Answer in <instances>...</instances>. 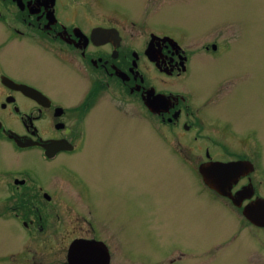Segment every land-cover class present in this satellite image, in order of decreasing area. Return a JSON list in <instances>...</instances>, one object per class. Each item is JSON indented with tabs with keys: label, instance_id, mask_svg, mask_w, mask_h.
Masks as SVG:
<instances>
[{
	"label": "rangeland",
	"instance_id": "374dc122",
	"mask_svg": "<svg viewBox=\"0 0 264 264\" xmlns=\"http://www.w3.org/2000/svg\"><path fill=\"white\" fill-rule=\"evenodd\" d=\"M55 9L83 26L116 23L136 47L144 45L150 30L157 36L164 33L159 37L169 35L190 56L187 75L168 76L148 67V76L157 87L186 89L193 104L191 127H173L148 113L140 96L113 82L99 83L97 77L108 79L107 74L92 64H68L59 55L70 48H55L54 37L43 33L46 29L33 33L37 38L17 36L12 26L22 28L18 9L0 0V10L12 24L0 20V69L36 84L53 104L67 108L94 90L95 101L81 113L85 148L58 163L77 166L84 176L89 168L91 192L112 196L108 202L121 212L119 221L132 229L134 252L153 264H168L180 251L185 257L173 264H264V229L248 226L241 206L217 196L197 170L205 144L214 152L221 142L243 147L238 135L249 132L252 146H260L264 171V0H58ZM140 56L149 65L142 50ZM11 88L0 84V101ZM20 101H27L23 107L28 109L31 102ZM9 109L2 110L9 125L21 126ZM43 126L45 134L56 133ZM231 127L236 136L230 135ZM6 141L0 137V166L24 163L48 184L51 172L45 162L30 155L15 157ZM124 231L122 236L131 235Z\"/></svg>",
	"mask_w": 264,
	"mask_h": 264
},
{
	"label": "flooded vegetation",
	"instance_id": "af4514ba",
	"mask_svg": "<svg viewBox=\"0 0 264 264\" xmlns=\"http://www.w3.org/2000/svg\"><path fill=\"white\" fill-rule=\"evenodd\" d=\"M4 1L17 7L23 29L13 27L3 10H0V20L10 24L17 36H35L36 31L46 29L43 33L54 37L55 48H70V53L59 55L65 56L68 64L72 66L74 60L92 64L103 76L107 74L108 79L97 77L99 83L113 82L130 94L140 96L148 113L166 119L173 127L180 123L186 130L191 127L188 120L193 108L190 93L176 87H157L147 73L148 67H154L168 76L184 78L190 60L184 46L159 37L164 33L157 36L150 30L144 45L136 47L137 44L124 39L123 27L116 23L97 30L104 25L83 26L75 18L64 19L55 9L58 0ZM31 26H37L38 30L26 28ZM212 49H217L216 45ZM139 50L149 65L139 57ZM5 74L0 69V84L13 89L0 101V137L8 140L3 143L11 144L8 149L15 157L30 155L44 161L51 178L48 184L41 183L21 162L0 166V247L3 248L0 264H153L145 255L134 252L132 229L119 221L121 212L114 206L112 209L108 202L112 196L109 199V196H96L91 192L87 182L89 168L87 170L86 166L84 176L77 166L67 168L58 163L61 157H69L84 146L86 125L81 113L90 106L91 100L95 101L94 90L67 108V105L53 104L49 95L36 84ZM24 84L33 86L35 89L31 90L35 93L28 94ZM20 97L31 102L28 109L23 107L28 102L22 103ZM7 107L21 126L9 125L2 115ZM43 124L48 125L45 128L54 127L56 133L45 134ZM230 135H237L232 127ZM252 136L249 132L238 135V139L243 137L239 141L243 147L229 148L221 142L215 152L213 146L205 144L204 159L197 166V174L217 196L228 198L236 207L241 206L248 226L264 229V171L260 164V146H252ZM213 161H218L212 172L217 175L225 194L211 188L202 176L209 171L206 164ZM123 230L125 234L130 230L131 235L122 236ZM260 238L264 243L262 235ZM183 253L180 251L177 257L169 258L168 264L181 261L185 257Z\"/></svg>",
	"mask_w": 264,
	"mask_h": 264
},
{
	"label": "water",
	"instance_id": "95a60500",
	"mask_svg": "<svg viewBox=\"0 0 264 264\" xmlns=\"http://www.w3.org/2000/svg\"><path fill=\"white\" fill-rule=\"evenodd\" d=\"M149 57L151 58V59H153V56L152 55H149ZM26 88V91H27V93L28 94H30V93H35V91H33V90H31V89H33V88H31V87H25ZM218 164V161H213V162H211V163H207L206 164V169H209V171H207L206 170V172L204 173L203 172V178H204V181L209 185V186H211V187H215V188H217L218 190H220V191H222V192H224L221 188H220V186H219V181L216 179L217 177V175L215 174V172H212V169L214 168V166H216ZM223 164H228V163H223ZM220 175V174H219Z\"/></svg>",
	"mask_w": 264,
	"mask_h": 264
}]
</instances>
